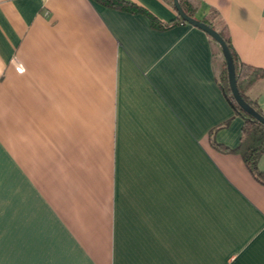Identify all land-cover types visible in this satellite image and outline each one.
I'll use <instances>...</instances> for the list:
<instances>
[{"label":"crops","instance_id":"1","mask_svg":"<svg viewBox=\"0 0 264 264\" xmlns=\"http://www.w3.org/2000/svg\"><path fill=\"white\" fill-rule=\"evenodd\" d=\"M126 1L160 26L96 0H0V264H264V184L235 150L212 37L173 0ZM212 10L263 71L245 93L264 114V0L197 15Z\"/></svg>","mask_w":264,"mask_h":264},{"label":"trees","instance_id":"2","mask_svg":"<svg viewBox=\"0 0 264 264\" xmlns=\"http://www.w3.org/2000/svg\"><path fill=\"white\" fill-rule=\"evenodd\" d=\"M96 1L100 2L103 5H108L121 9H128V11L135 13L137 12L148 13L153 24L156 26H160L159 25L160 22L157 20V18H155L147 10H144V8H142L141 6L135 3L126 0H96ZM179 1L183 10L189 16L194 18H199L197 13L202 5V0H179ZM178 19L181 22H185L180 17ZM199 19L205 22L206 24L210 25L211 27L215 28L216 30H218L219 33L222 35L227 45L229 46L234 58L236 78L242 96L246 99V101H248L250 105H252V107H254L258 112L263 114L258 104L255 102V100H252L245 93V87L251 84V82L254 80V78L258 73H263V71L258 70L242 62L238 58L232 46L230 37L228 36L225 28L224 27L219 28L218 26L219 23L221 22V18L216 11L212 10L208 14L204 15L202 18ZM212 40L215 44L216 56L219 57V59H221L220 64H218V72H217L218 81L221 84L224 93L228 98V100L230 101V103L232 104L234 110L238 114H240L243 118L241 143L239 147L236 148L235 150L241 154L248 169L255 177V179L259 181L261 184H264V171L261 170L258 166V161L260 159V156L264 152V124L255 117H253L251 114L247 113L243 108H241V106L235 100L229 83L227 62L223 54L222 48L216 40H214L213 38ZM216 144L220 145L217 142Z\"/></svg>","mask_w":264,"mask_h":264},{"label":"water","instance_id":"3","mask_svg":"<svg viewBox=\"0 0 264 264\" xmlns=\"http://www.w3.org/2000/svg\"><path fill=\"white\" fill-rule=\"evenodd\" d=\"M173 2H174V6L180 18H182L185 22H188L196 27L201 28L220 44L223 54L225 56L226 62H227L229 83H230L231 90H232L235 100L241 106V108H243L247 113L251 114L253 117H255L256 119H258L260 122L264 124V115L258 112L254 107H252V105H250L248 101H246V99L242 96L239 90L238 82L236 78L234 58H233V55L231 53L229 46L227 45L222 35L219 33L218 30L206 24L199 18H194V17L189 16L183 10L179 0H173Z\"/></svg>","mask_w":264,"mask_h":264},{"label":"built area","instance_id":"4","mask_svg":"<svg viewBox=\"0 0 264 264\" xmlns=\"http://www.w3.org/2000/svg\"><path fill=\"white\" fill-rule=\"evenodd\" d=\"M17 70L19 72H22L24 70L23 66L20 63L17 64Z\"/></svg>","mask_w":264,"mask_h":264}]
</instances>
